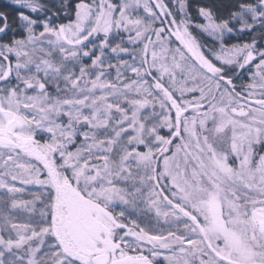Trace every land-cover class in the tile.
Returning a JSON list of instances; mask_svg holds the SVG:
<instances>
[{
    "label": "snow or ice",
    "instance_id": "snow-or-ice-1",
    "mask_svg": "<svg viewBox=\"0 0 264 264\" xmlns=\"http://www.w3.org/2000/svg\"><path fill=\"white\" fill-rule=\"evenodd\" d=\"M0 264H264V0H0Z\"/></svg>",
    "mask_w": 264,
    "mask_h": 264
},
{
    "label": "trees",
    "instance_id": "trees-1",
    "mask_svg": "<svg viewBox=\"0 0 264 264\" xmlns=\"http://www.w3.org/2000/svg\"><path fill=\"white\" fill-rule=\"evenodd\" d=\"M196 2V0H193V3H195Z\"/></svg>",
    "mask_w": 264,
    "mask_h": 264
}]
</instances>
